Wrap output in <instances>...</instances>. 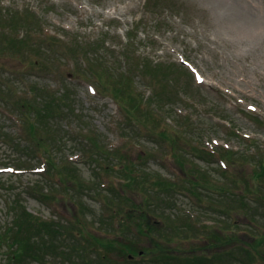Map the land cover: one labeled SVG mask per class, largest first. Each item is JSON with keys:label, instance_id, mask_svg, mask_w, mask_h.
<instances>
[{"label": "rangeland", "instance_id": "rangeland-1", "mask_svg": "<svg viewBox=\"0 0 264 264\" xmlns=\"http://www.w3.org/2000/svg\"><path fill=\"white\" fill-rule=\"evenodd\" d=\"M263 163L264 0H0V264H264Z\"/></svg>", "mask_w": 264, "mask_h": 264}, {"label": "trees", "instance_id": "trees-1", "mask_svg": "<svg viewBox=\"0 0 264 264\" xmlns=\"http://www.w3.org/2000/svg\"><path fill=\"white\" fill-rule=\"evenodd\" d=\"M8 31H10V30H8ZM55 36H58V39H61V37H62V36H59V35H55ZM49 39H51V38L49 37ZM79 44L78 45H75V46H78L79 47ZM77 55H79V54H77ZM117 95H120V94L116 91V96ZM132 95H133V93H132V91H130V97H132ZM142 98H143V96L140 99L142 100ZM113 100L115 102H117L116 103L117 105H118V103L121 105V103L116 100L115 96L113 97ZM130 102H131V104L133 103V98L130 100ZM138 102H139V105H138L137 109L140 110V107H141V111H142L143 108H144V100L143 101H140L139 100ZM120 105H118L117 107H119V109L122 110V114L125 117H128L129 116V115L127 116V112L128 111L125 110V109H123L122 106H120ZM151 106H152V104H150V103L147 104V109H146L145 113L149 109L150 112H151V114H152L151 115V118H153L155 120H158L159 119V116L156 113H153L152 112ZM47 107H48V105H46V108ZM45 110H46L45 107L42 108L41 112L39 114L37 113V115H36V117H37V120L36 121H38L39 123H40V119L42 120V118L44 116H46L47 113H48V111L46 110L47 113L45 114ZM154 122L156 123L157 121H154ZM159 128H160V130H164V129L161 128V124H160ZM32 132H35V129L33 127H31V133ZM36 158H37V160H40V161H42V159L44 160V157L43 156H37ZM50 167H51V169H53L52 164L50 165ZM45 168H48V166H47L46 163H45ZM24 169L25 168H17V170H20V171H23ZM256 175L259 177V179H263V177H264V163L258 168V170H256ZM159 184H161V185L166 184L167 186H169L168 183L161 182ZM29 217H32V216L28 214L27 217H23V216L17 217L16 218V223L17 224L14 226V228L11 231H9V233H8L7 236H2L1 237V240L3 242L2 245H4V247H6V248H9V246H10V250H12V252H14L13 255H12V258L13 259H16V260H18L20 262H24L25 258L34 259L35 257H38V255H39V253H38L39 250L36 249V248H34L32 242L30 241V239L29 238H26L24 236L23 231L21 230L20 227L31 226V231L35 230L39 226H46V227H49L50 226L51 227V223H49V222H43L41 225H38L39 223L37 224L35 221L31 220ZM5 237L11 238L12 241L6 240ZM120 249L122 251H125L122 248H120ZM140 253L141 252H139L138 255ZM128 255L129 254H127V258H128Z\"/></svg>", "mask_w": 264, "mask_h": 264}, {"label": "flooded vegetation", "instance_id": "flooded-vegetation-1", "mask_svg": "<svg viewBox=\"0 0 264 264\" xmlns=\"http://www.w3.org/2000/svg\"><path fill=\"white\" fill-rule=\"evenodd\" d=\"M149 221H153V220H149ZM153 222H155L156 224L160 225L159 222H156V221H153ZM150 224H152V222H150ZM128 257H129V260H130V255H128Z\"/></svg>", "mask_w": 264, "mask_h": 264}]
</instances>
